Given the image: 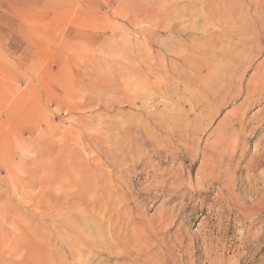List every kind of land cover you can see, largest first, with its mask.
Instances as JSON below:
<instances>
[{"label": "rangeland", "instance_id": "1", "mask_svg": "<svg viewBox=\"0 0 264 264\" xmlns=\"http://www.w3.org/2000/svg\"><path fill=\"white\" fill-rule=\"evenodd\" d=\"M0 264H264V0H0Z\"/></svg>", "mask_w": 264, "mask_h": 264}]
</instances>
